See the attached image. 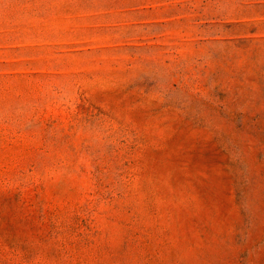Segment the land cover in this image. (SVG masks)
Instances as JSON below:
<instances>
[{"label": "rangeland", "instance_id": "rangeland-1", "mask_svg": "<svg viewBox=\"0 0 264 264\" xmlns=\"http://www.w3.org/2000/svg\"><path fill=\"white\" fill-rule=\"evenodd\" d=\"M0 264H264V0H0Z\"/></svg>", "mask_w": 264, "mask_h": 264}]
</instances>
